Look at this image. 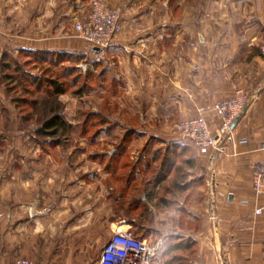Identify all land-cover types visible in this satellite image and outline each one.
<instances>
[{
  "label": "crops",
  "instance_id": "obj_1",
  "mask_svg": "<svg viewBox=\"0 0 264 264\" xmlns=\"http://www.w3.org/2000/svg\"><path fill=\"white\" fill-rule=\"evenodd\" d=\"M9 1L7 10L11 13L14 4ZM110 2L122 10L123 29L105 50L108 63L113 71L123 73L129 87L150 88L142 95L146 102H154L162 118L172 114L195 116L198 105L230 96L235 83L228 78V72L246 51L257 56L258 51L253 49L264 37V9H257L264 8V0H228L229 14L214 16L213 20L211 15L204 16L206 6L197 12L199 8L193 0ZM4 3L6 0H0V8ZM235 10L240 14L236 15ZM13 22L0 18V60L6 52L61 49L62 43L66 44H52L50 18L46 19L48 32H43L42 41L35 43L38 35L33 16L23 22L25 28L20 33L26 41L18 44L17 22ZM60 25L58 18L53 27ZM254 86L260 89L236 125L235 142L227 146L223 155L201 154L191 143L189 148L185 146L186 155L191 153L186 163L189 174L171 177L168 172L174 163L168 171L162 162L166 178L159 179V172L153 180L145 181V187L171 201L162 195L163 191L173 197L191 191L195 184L204 185L201 209L187 212L195 226L186 231L174 226L177 213H172V231H167L166 238L158 243L160 247L168 241L192 238L195 253L185 257L159 255L152 264H264V214H254L251 182L252 164L264 158V81L254 79ZM211 124L217 131L219 121L212 120ZM29 179L26 191L13 189L15 186L3 190L0 180V264H12L19 257H28L35 264H85L91 237L100 231L109 237L118 223L115 215L107 220L108 212L91 201L97 196L76 190L79 183L65 182L61 173L55 177L33 175ZM152 211L151 228L160 231V226H167L162 218L167 211Z\"/></svg>",
  "mask_w": 264,
  "mask_h": 264
},
{
  "label": "rangeland",
  "instance_id": "obj_2",
  "mask_svg": "<svg viewBox=\"0 0 264 264\" xmlns=\"http://www.w3.org/2000/svg\"><path fill=\"white\" fill-rule=\"evenodd\" d=\"M227 1L193 0V3L197 8L206 6L203 14L211 15L213 20L214 16L229 14ZM6 2L0 8V18L16 20L13 23L17 22L18 44L26 41L20 30L25 28L23 22L32 16L35 35L40 36L35 37V43H40L43 32H48L46 19L50 18L52 44L59 41H66V44L62 43L61 49H52L64 54L31 56L29 65L25 63L23 53L17 55L18 61L29 72L25 79L31 94L24 93L23 86L10 93L1 83L0 71V180L3 190L15 186L13 189L26 191L29 177L48 174L55 177L61 173L65 182L76 180L79 183L76 190L97 196L91 201L108 212L107 220H112L114 214L115 222L132 225L135 221L137 226H131L132 229L137 231L140 227L139 234H144L154 246L163 241L173 227L172 213H177L174 226L183 231L192 229L195 224L187 212L201 209L204 185L195 184L191 191L173 197L163 191L162 195L173 201L166 206L154 190L145 187V181L153 180L160 172L166 154L168 162H174V169L168 172L171 177L181 178L182 172H187L186 163L191 153L186 155L187 149H182L179 144L189 148L191 143L182 138L177 127L193 115L159 117L154 102H146L142 95L150 88L126 85L123 73L113 71L108 63L105 50L94 52L78 37L76 25L89 16L93 0H13L11 13L7 10L10 1ZM233 12L240 14L237 10ZM58 18L61 25L54 28ZM257 44L253 49V52L258 51L257 56L246 51L242 60L235 62L228 72V78L235 83L232 93L236 87H242L250 100L260 89L254 86V79L264 81V37L258 39ZM10 59L14 66L15 60ZM47 80H57L65 92L57 96ZM25 97L29 102L37 100V105L15 101ZM55 115L61 116L65 125L45 130V123ZM135 198H145L151 208L158 211L162 208L163 213L167 211L162 215L167 226H160V231L149 227L154 225L149 224V216L141 218L143 208L136 207ZM108 238L102 231L91 237L85 264H98ZM166 249L167 245H160L156 256L163 255ZM190 252L184 251V255H191Z\"/></svg>",
  "mask_w": 264,
  "mask_h": 264
},
{
  "label": "built area",
  "instance_id": "obj_3",
  "mask_svg": "<svg viewBox=\"0 0 264 264\" xmlns=\"http://www.w3.org/2000/svg\"><path fill=\"white\" fill-rule=\"evenodd\" d=\"M122 10L107 0H93L91 12L76 25L78 37L91 49L101 51L113 45L121 33ZM264 51V45L262 46ZM250 97L242 87H236L230 96L196 107V115L183 120L177 127L182 138L190 141L201 154L223 155L227 146L235 142L236 125L249 105ZM219 121L215 131L211 121ZM235 122L236 125H235ZM254 191V214H264V158L251 166ZM158 245L139 237L131 226L115 223L111 235L103 245L98 264H152ZM12 264H35L28 257H19Z\"/></svg>",
  "mask_w": 264,
  "mask_h": 264
},
{
  "label": "trees",
  "instance_id": "obj_4",
  "mask_svg": "<svg viewBox=\"0 0 264 264\" xmlns=\"http://www.w3.org/2000/svg\"><path fill=\"white\" fill-rule=\"evenodd\" d=\"M94 52H96V51H94ZM19 53H21V54L23 53V55L26 57L25 63L27 65L31 64V62H32L31 56H36V57L37 56L38 57L39 56H44V57L53 56V57H55V55L60 56L61 54H64V53L57 51V50H40V49H33V50L20 49ZM18 54L6 52V54L3 56V58L0 62L1 83L6 85V87L9 89L8 91L10 93L13 90H15L16 87L23 86L24 93L31 94L32 91L30 90V87L28 86V83H26V79H25V77L28 76L27 74L29 72L27 69L24 68L23 64H21V62L18 61V59H17ZM10 58L15 60V62H14L15 67L13 66V62H11ZM47 82H49V85H51L54 88V91H55L57 96L60 94H63L65 92V88L61 84H59L57 80H47ZM40 85H41L40 87H43L42 83H40ZM15 101L22 102V103L25 102L26 104H32L33 103L35 105H37V103H38L37 100L36 101L30 100V102H29V98H27V97L17 98ZM63 121L64 120L62 119L61 116L55 115L53 118L49 119L45 123L44 129L49 130V129H52L54 127H58V128L63 127L65 125ZM190 143H192V142H190ZM179 146H181L182 149H185L184 147L187 145L179 144ZM164 157L165 158L163 160V164L165 166L169 167L168 168V171H169V169L171 167L170 165L174 162H170V163L168 162L169 157L167 156V154ZM160 170H161L160 171L161 176L159 175L160 176L159 179L166 178V176H167L166 172L163 171V169H160ZM176 185L179 187H183L180 183H176ZM165 190H171V188L166 187ZM161 200L166 205H170L172 203V201L167 199L166 197H163ZM134 203H135L136 207H138V208L142 207L143 208V210H141V214H140L141 218H145V217L147 218V216H149V224L153 225V223H154L153 222V211H152L151 206H149V204H148L149 202L147 200H145L144 198H141V199L135 198ZM131 224L136 225L135 221H132ZM149 227H151V226H149ZM139 232H140V227H139V230L135 231V233L141 238H146L144 234H139ZM193 244H194V240L192 238L182 239L181 241L176 242V243H172L171 241H168V243L166 244L167 249L165 250L163 255L174 254V255L179 256V257H185L187 255H184V251H191L190 254L193 256V254L195 253V249L193 247ZM181 252H182V254H180Z\"/></svg>",
  "mask_w": 264,
  "mask_h": 264
},
{
  "label": "water",
  "instance_id": "obj_5",
  "mask_svg": "<svg viewBox=\"0 0 264 264\" xmlns=\"http://www.w3.org/2000/svg\"><path fill=\"white\" fill-rule=\"evenodd\" d=\"M94 51H96V52H100L101 49H100L99 47H96V48H94ZM236 123H237V122H235V125H236Z\"/></svg>",
  "mask_w": 264,
  "mask_h": 264
}]
</instances>
